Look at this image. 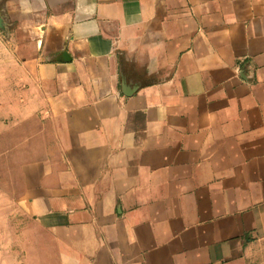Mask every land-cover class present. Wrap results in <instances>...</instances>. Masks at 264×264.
<instances>
[{
    "label": "crops",
    "instance_id": "0c3cea01",
    "mask_svg": "<svg viewBox=\"0 0 264 264\" xmlns=\"http://www.w3.org/2000/svg\"><path fill=\"white\" fill-rule=\"evenodd\" d=\"M0 114V264H264V0H0Z\"/></svg>",
    "mask_w": 264,
    "mask_h": 264
},
{
    "label": "rangeland",
    "instance_id": "374dc122",
    "mask_svg": "<svg viewBox=\"0 0 264 264\" xmlns=\"http://www.w3.org/2000/svg\"><path fill=\"white\" fill-rule=\"evenodd\" d=\"M1 117V114H0ZM0 153H3L4 156H8L11 158V146L9 144L4 143V145H0ZM12 160L7 159L3 162L1 167L0 162V225L5 229L7 224L11 225V222H22V217L17 213V206H15V201L17 198L18 187L20 186V180L18 177L11 176L12 169ZM8 232L10 230L8 229ZM37 242V248L42 247ZM14 246H16L14 244ZM27 249V241L20 242V256H19V264H28L29 257L26 255ZM34 260L35 264H42V259L39 257L31 258Z\"/></svg>",
    "mask_w": 264,
    "mask_h": 264
}]
</instances>
